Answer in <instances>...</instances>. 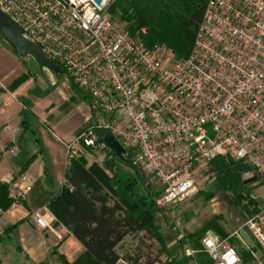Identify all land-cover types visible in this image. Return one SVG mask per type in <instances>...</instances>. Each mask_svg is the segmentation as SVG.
Masks as SVG:
<instances>
[{
	"label": "built area",
	"instance_id": "1",
	"mask_svg": "<svg viewBox=\"0 0 264 264\" xmlns=\"http://www.w3.org/2000/svg\"><path fill=\"white\" fill-rule=\"evenodd\" d=\"M110 2L0 0L22 35L65 70L98 115L65 143L66 170L88 150L109 148L100 134L111 133L159 182L161 207L183 205L197 173L215 157L244 161L264 181V0H209L190 56L172 65L163 48L147 49L116 25ZM0 183L8 186L11 208L33 190L27 172ZM252 200L244 226L264 251V199ZM31 216L64 239V225L46 206ZM231 237L258 257L237 231ZM203 245L214 264H245L228 239L207 235ZM116 264L132 263L120 257Z\"/></svg>",
	"mask_w": 264,
	"mask_h": 264
},
{
	"label": "trees",
	"instance_id": "2",
	"mask_svg": "<svg viewBox=\"0 0 264 264\" xmlns=\"http://www.w3.org/2000/svg\"><path fill=\"white\" fill-rule=\"evenodd\" d=\"M208 2L209 0H116L107 8V12L113 17L119 16L126 24V33L141 39L147 49L164 46L179 59L176 61H181L192 52ZM143 29H146V34L142 33ZM61 72L66 73L63 68ZM30 78L22 74L13 81L10 90H16ZM69 81L73 88L79 89L87 97L70 77ZM27 133L31 134L33 131L26 126L23 139ZM105 135L106 133H101L100 139L104 140ZM36 141L40 147L39 152H44L40 138ZM103 152L106 153V161L111 151L106 148ZM37 156L35 154L30 157L14 177L26 173ZM129 158L130 155L117 158L112 173H109L105 161L94 162L90 166L84 156L71 161L63 187L51 198L47 208L82 244L84 251L73 263L64 257L60 260L65 264H116L120 258L118 250L126 238L144 233L156 241L160 255L166 254L167 260L160 264H181L178 259L180 256L186 257L183 252L187 245L197 253L194 257H186L184 264H214L203 251L201 241L209 230L227 236L219 224L221 216L214 217L194 232L179 238L175 210L170 207L161 209L157 205L163 189L154 190L140 174H127L118 169L117 160L127 161ZM208 165V173L215 178L212 183L213 194L227 192L238 207L244 208L245 195L251 191L250 183L243 176L250 171L256 172L255 169L244 161L226 157H215ZM11 205L8 186L0 183V210L7 211ZM185 216L184 220L187 221L189 218ZM14 228L0 236V244L8 241L6 236ZM167 232L173 233L171 239ZM173 239L176 240L175 244L170 246ZM16 249L19 250L17 246ZM242 253L244 251L240 254ZM126 259L132 264L140 262L138 256L127 255Z\"/></svg>",
	"mask_w": 264,
	"mask_h": 264
},
{
	"label": "crops",
	"instance_id": "3",
	"mask_svg": "<svg viewBox=\"0 0 264 264\" xmlns=\"http://www.w3.org/2000/svg\"><path fill=\"white\" fill-rule=\"evenodd\" d=\"M0 65H2L0 63ZM0 67V179L16 176L25 162L35 154L37 158L30 164L27 173L33 179V190L16 208L7 211L0 210V236L15 227L7 234V242L2 248L13 249L17 246L32 264H60L61 257L68 262L74 261L84 251L82 244L65 227L61 230L64 239L59 240L52 233L40 229L32 218V213L42 207H47L51 198L59 193L65 183L66 149L65 143L71 141L83 130L88 128L98 115H92L88 98L84 94V101L89 108L85 110L84 119L76 130H61V125L52 118L56 111L54 102L48 98L46 89L38 91L37 76L31 77L16 90H10V85L22 74L14 73L13 68ZM42 74H52L50 69L43 68ZM51 78V77H50ZM49 78V79H50ZM33 133H27L23 139L24 127ZM58 126L59 134L55 133ZM49 131L50 133L48 134ZM29 135L33 136L30 137ZM37 138H40L44 152L40 153ZM15 150L16 154L10 151ZM106 153L101 150H88L84 157L87 165L94 162L103 163ZM47 170V173H46ZM185 222V220H184ZM179 224L175 220V225ZM180 226V224H179ZM178 229V226L176 225ZM183 230L185 227L182 228ZM179 237L181 238V230ZM192 233L194 231H187ZM168 235V232H167ZM208 235L219 237L216 233ZM207 235H205L206 237ZM204 237V238H205ZM203 238V239H204ZM201 241L203 251L209 255ZM244 241V240H243ZM242 243V242H241ZM175 241L170 242V246ZM187 257H194L196 250L187 245L184 248Z\"/></svg>",
	"mask_w": 264,
	"mask_h": 264
},
{
	"label": "rangeland",
	"instance_id": "4",
	"mask_svg": "<svg viewBox=\"0 0 264 264\" xmlns=\"http://www.w3.org/2000/svg\"><path fill=\"white\" fill-rule=\"evenodd\" d=\"M115 1L116 0H111L108 6L110 7ZM110 17L120 29L125 31L126 24L120 19L119 16L113 17L110 15ZM143 30H145L144 34H146V29ZM160 47L164 49L163 55L169 65H172L174 62H176V60H179L175 57L172 51L166 49L164 46ZM0 63L2 64L0 65V67H3L2 69H15L14 73H17V75L23 73L30 77H38L36 81L38 91L42 92L44 89H46L48 98L55 103L54 108L56 113L52 118L55 119L57 124L61 125V130H76V127H78L79 123H82L85 110H89V108L86 106L84 101V94L79 89L72 87L69 77L66 73H55L50 70L52 74H49V78L51 77L49 79L47 75L42 74V69L45 67L39 65L31 56H20L19 53L9 43L2 39H0ZM91 112L92 115H95L92 109ZM53 128L56 130L55 133L59 134L60 130L58 131V126ZM47 132L48 134L50 133L49 131ZM29 136L33 137L31 135ZM92 150L98 149L96 148ZM139 159L140 158L137 153L133 156L130 155L129 160L127 161L121 159L117 160V167L123 173L133 175L140 174L146 184L151 185L154 190H160L162 187L159 182L155 180L150 174H148ZM208 166L209 165L197 173L195 190L183 203V205L176 208L171 207V209H174L177 214L176 220L180 224V226L179 224H176L178 229L185 227L184 230L189 232L195 231L203 224L220 215L221 219L219 220V224L226 232L227 236L225 237L223 235H219L213 230H209L206 235H208L209 232H213L219 235L220 240L228 239L231 245L236 247L238 250L240 249V253L244 251V253L241 255L245 264H260V261L264 262V251L254 240L250 229L244 226L251 214L249 204L251 201L253 203L252 197L255 196L259 200L264 199V181L254 171L244 174L243 179L249 180L253 177H256V181L250 183L249 188L251 192L245 195L246 199L244 200V208H240L233 202L231 195L227 192H217L213 194L214 189L212 183L215 178L208 173ZM159 207L161 209L168 208L166 206ZM185 215H187V218H189L187 221L185 220L186 222H184V217H186ZM234 231H237L245 243H247L252 250L258 253L257 258L259 259L253 257V255L242 245V240L240 238H229ZM167 236L171 239L173 237V233L168 232ZM173 241L176 240L173 239ZM6 242L7 241H4L2 244H0V264H32L25 257L23 252L20 251V249H16V246H14L13 249L8 247L2 248V245ZM118 251L120 253V257L123 258H126L127 255L140 257L139 264H160L165 263L167 260L166 254L160 255L159 247L156 241L144 233L126 238L125 242L122 243ZM183 253L186 255L185 252ZM163 258L165 259L164 261ZM185 258L180 256L178 260L181 262V264H184ZM76 260L77 258L70 263H73ZM44 264L50 263L47 262ZM60 264H65L62 259Z\"/></svg>",
	"mask_w": 264,
	"mask_h": 264
},
{
	"label": "water",
	"instance_id": "5",
	"mask_svg": "<svg viewBox=\"0 0 264 264\" xmlns=\"http://www.w3.org/2000/svg\"><path fill=\"white\" fill-rule=\"evenodd\" d=\"M98 6H102L103 0H94ZM0 39L9 43L22 57L31 56L39 65L48 68L55 73L62 71L61 67L49 60L38 44L25 38L15 21L0 8ZM104 142L111 151V155L106 159L105 166L109 173H112L116 167V159L125 156L126 150L111 133H107ZM256 181V177L249 179L248 183Z\"/></svg>",
	"mask_w": 264,
	"mask_h": 264
}]
</instances>
